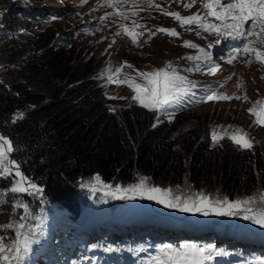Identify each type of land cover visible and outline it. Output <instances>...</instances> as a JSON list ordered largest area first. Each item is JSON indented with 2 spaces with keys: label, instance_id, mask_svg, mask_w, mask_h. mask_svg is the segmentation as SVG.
<instances>
[{
  "label": "rangeland",
  "instance_id": "1",
  "mask_svg": "<svg viewBox=\"0 0 264 264\" xmlns=\"http://www.w3.org/2000/svg\"><path fill=\"white\" fill-rule=\"evenodd\" d=\"M230 2L231 0H222L224 4ZM111 3L115 6H110L107 0H86L83 4L81 0H0V35H4L9 40L22 41L27 38L30 41L23 54L17 52V49L22 47L21 45L13 48L10 41L4 47V42L0 41V82L10 83L18 80L24 58L39 57L41 51L39 44L44 43L58 49L66 48L72 52L71 54L76 58L75 61H91L89 62L91 63L90 74L96 78L97 83L106 93L108 107L111 111L112 109L123 111L130 107L142 106L132 99L136 94L133 89L118 81L127 78L133 83L147 87L148 81L140 77L138 73L154 72L156 69L166 68L168 62H171L172 69L169 71L174 69L179 75L192 81L195 87L192 88L191 93L182 94L176 102L168 106L166 111H151L145 108L154 112V125L173 119V111L177 110V105L187 103L189 107L186 110H190L193 117L201 120L204 132L206 130L212 143L228 140L231 144L243 148L233 143L230 135L243 136L246 134L247 140L252 144L249 149H253L257 144L264 147V123H257L258 114L261 119H264V63L258 62L252 53L233 52V47H229L226 41L212 33H205L196 24H185L181 27L180 22L174 16L165 15V13H179L181 17L195 14L205 16L208 14V9L204 7L205 0H195L190 8H186L185 5L192 4V0H154L152 6H148L145 0H138L135 4L132 0H128L127 3H117V0H111ZM164 4L166 8L160 7ZM122 16H126L127 19H122ZM133 21L136 23L133 24ZM208 22L219 23L214 17H209ZM122 25L125 26L123 29ZM160 28L175 29L179 36L160 32L158 31ZM122 31L124 34H117ZM129 32L137 38L139 46L133 43L132 36L127 34ZM197 32L200 33L199 36ZM141 33L143 35H140ZM217 39H221L220 44H215ZM248 39L254 41L251 47L264 52V43L260 42L264 40V33ZM185 41L195 43L210 51L213 60L220 65L219 70L212 74L207 71L203 62L186 59L188 56L199 55V50L185 47ZM209 44L213 45L211 49L208 48ZM232 56H235L233 63H227ZM125 61L132 67L124 65ZM198 64L201 65L202 71H189ZM117 69L121 71L118 73ZM109 76L112 80H109ZM60 83L63 84L64 80L59 81ZM209 92H214L217 97L227 95L233 98L205 101L204 97ZM236 96H240L241 99H236ZM253 108L256 110L255 114L249 111ZM20 113L23 114L20 110L16 111L14 117ZM213 132L217 134V141L212 139ZM221 136H223L222 139L219 138ZM95 177L87 180L83 185L86 187L83 193L84 199L80 201L83 209L77 222H74V227L78 232H81L83 226L90 227L82 233L86 237L103 234L102 236H106L108 240L119 239V236L140 241L149 239L160 242L163 240L169 243L186 240L187 244L197 246L200 245L190 241L210 239L213 246H216L218 243L216 240L219 238L235 241L241 237L242 244L239 245L248 244L246 236L249 235V231L246 230L247 226L244 224H249V220L243 219L244 213L224 216L213 214L221 210L215 205V200L225 198L218 189L194 188L185 182L178 184L165 181L153 182L148 175L138 173L129 185L110 184L112 189L109 190L104 187V184L108 183L104 181L103 184L98 183ZM142 178H147V186L171 189L172 196H180L181 199H194L198 193L207 195L211 206L206 210L210 214L205 216L196 211L181 212L178 208L165 207L156 200L142 199L139 194H135V199L117 198L109 194L117 186L127 188L138 184ZM11 179V177L0 179V204L7 202L9 205L6 221L3 223H13L24 215V209L17 205L26 204L23 196H28L22 193H12L9 182ZM3 183L8 185L1 188ZM260 193H264V187H259L253 193L233 200L255 197L259 202ZM124 195L123 192L118 193V196L123 197ZM128 195L131 196L133 193ZM171 198L170 196L169 199ZM152 204L157 208L153 209ZM34 205L28 208L30 215L24 221L26 228L22 230L32 241H35L26 264H37L39 256H45L50 245L58 249L60 246L64 247V242L71 243L76 239L74 233L67 234L65 226H61L67 213L66 210L49 200L39 201ZM251 207L259 211L258 203ZM150 210H152L151 217H149L150 213H145ZM224 210L227 211V209ZM135 212H137L136 218L127 221V216ZM99 217L113 219L115 222L100 221L101 225H105L103 228L99 230L92 228V225H97L99 228V223L94 224L93 221ZM124 217L123 222L116 221ZM136 219L146 223L130 227L129 224ZM148 220L151 223L147 222ZM154 228L163 230L160 235L163 237L162 240L147 235L148 232H155ZM59 232L64 233L62 234L63 239H57ZM0 235L6 237V242H10L15 236V229L5 231L0 228ZM174 235H177V238L170 237ZM78 241L80 245L86 246L88 243L81 239ZM254 243L258 242H249L250 245ZM114 252V249H108L106 253L112 257ZM51 261L53 262V259ZM78 264H93V261L88 255L83 254Z\"/></svg>",
  "mask_w": 264,
  "mask_h": 264
},
{
  "label": "trees",
  "instance_id": "2",
  "mask_svg": "<svg viewBox=\"0 0 264 264\" xmlns=\"http://www.w3.org/2000/svg\"><path fill=\"white\" fill-rule=\"evenodd\" d=\"M0 41L4 47L10 41L13 48L21 45L17 49L20 54L30 43L27 38L9 40L4 35ZM39 49L38 58H24L18 80L0 82V134L12 141L11 158L19 170L44 188L43 196L23 194L29 207L44 200L57 204L67 212L61 223L64 226L65 220L68 224L78 216L84 183L97 175L105 183L127 186L143 173L153 182H185L194 188L218 189L229 200L264 187L261 144L249 149L228 140L212 143L201 120L185 108L174 110L173 119L158 125L153 122L154 112L143 107L111 111L106 93L90 74L91 61H75L66 48L42 43ZM61 80L63 84H59ZM18 110L23 118L13 123ZM7 185L3 183L1 188ZM8 210L7 202L0 204V224L6 221ZM58 234L57 239H63L64 233ZM115 242L124 250L140 245L127 238ZM185 243L161 241L156 247ZM100 245L110 246V242L96 240L90 250ZM142 245L154 244L147 241ZM233 246L235 260H228L230 248L220 241L215 250L222 254L211 264H259L264 260V247L259 244ZM48 250L37 264L79 261L74 257V243L64 242L58 249L50 245Z\"/></svg>",
  "mask_w": 264,
  "mask_h": 264
},
{
  "label": "snow or ice",
  "instance_id": "3",
  "mask_svg": "<svg viewBox=\"0 0 264 264\" xmlns=\"http://www.w3.org/2000/svg\"><path fill=\"white\" fill-rule=\"evenodd\" d=\"M86 0H81V4ZM110 6H115L111 3V0H107ZM127 3L128 0H117V3ZM133 4L137 0H132ZM148 6H152L154 0H145ZM195 0H192V4H186V8L192 7ZM157 7H159L157 5ZM204 7L208 9V14L200 16L195 14L188 17H181L179 13H165V15L174 16L177 21L180 22V26L185 24H196L205 33H212L217 37H220L223 41L235 42L233 44V52L239 54L241 52L252 53L256 56L257 61L264 63V52L257 48L250 47L254 41L249 40L251 36H258L260 33H264V0H231L230 3L224 4L222 0H205ZM134 15L136 13H133ZM209 17H214L219 23L208 22ZM122 19H127L126 16H122ZM251 21V23H249ZM136 22L133 21V24ZM245 25H248L245 28ZM122 29L125 26H121ZM258 29V31H257ZM160 32L170 34L173 36H179V33L175 29L160 28ZM118 35L124 34V32L117 33ZM130 36L132 34L127 33ZM198 36L199 32L196 33ZM140 35H143L141 33ZM155 35V33H152ZM221 39L215 40V44H220ZM133 43L139 46V41L135 36H132ZM264 43V40L260 41ZM185 47L192 49H198L199 55L188 56L186 59L193 61H201L207 67L209 73L215 74L219 70L220 65L213 60V55L210 51L199 45L185 41ZM212 44L208 45L211 49ZM235 56H232L227 60V63L232 64ZM251 63V61H249ZM127 67H132L124 62ZM172 69V63L168 62L166 68L156 69L154 72H139L138 75L144 80L148 81V86L145 87L141 84L133 83L130 79H124L118 81L119 83L127 84L136 93L132 99L139 103L142 107L151 111H166L168 106L173 102H176L182 94L191 93L192 88L195 87L192 81H189L187 77L179 75L174 69ZM202 67L198 64L195 68L189 69V71H202ZM121 70L117 69L119 73ZM231 77H229L230 79ZM109 80L112 77L109 76ZM115 99V97H112ZM123 98V97H121ZM233 97L222 95L217 97L214 92H209L204 97V100L212 99H232ZM236 99H241L240 96H236ZM246 98V97H245ZM260 104L261 102H257ZM115 111V109H112ZM250 112L255 114V109H249ZM23 114L20 113L14 118L22 119ZM257 123H264V119L257 115ZM213 141H217L218 137L215 132L212 134ZM223 138V136L219 137ZM230 139L233 143L240 145L243 148H251V141L247 140L246 134L243 136L230 135ZM14 151L13 143L3 135H0V179H6L11 177L9 181L11 184L10 191L12 193H22L28 196L39 195L43 196L44 188L38 186L28 176L23 174L19 170V164L13 158L11 153ZM18 178V179H17ZM96 182L103 184L99 175L95 177ZM147 178H142L138 184H133L127 188H121L117 186L114 191H110L109 194L117 196V198H130L135 199L136 195L147 198L148 200H156L157 203L163 204L165 207L178 208L181 212L196 211L205 216H208L210 212L206 210L211 206L209 197L205 194L198 193L194 199L184 198L180 196H172L171 189H161L155 186H147ZM106 189L111 190L112 185L104 184ZM123 192V197L118 196V193ZM129 193L133 195L129 196ZM172 197L169 199V197ZM259 211L251 207L253 204H257ZM215 205L220 207L221 210L216 211L215 215H240L244 213L243 219L250 220L254 224H258L264 228V193H260L259 202L255 197H247L245 199L229 200L225 197L223 200H215ZM222 206V207H221ZM17 207L24 209V215L19 217L18 221L13 223L0 224V228L15 229V236L10 242H6V237L0 235V264H26L29 254L32 252V241L28 235L22 230L26 228L24 223L30 215L28 211V204H20ZM224 209H227L225 211ZM222 253L215 250V246H197L195 244H180L173 246L171 244L163 245L159 248V255L152 257L150 264H205L207 261H212L216 256ZM259 264H264V260H261Z\"/></svg>",
  "mask_w": 264,
  "mask_h": 264
},
{
  "label": "bare ground",
  "instance_id": "4",
  "mask_svg": "<svg viewBox=\"0 0 264 264\" xmlns=\"http://www.w3.org/2000/svg\"><path fill=\"white\" fill-rule=\"evenodd\" d=\"M168 1V0H167ZM140 2V1H139ZM161 2V1H160ZM113 3V2H112ZM115 3V2H114ZM137 3H138V0H137ZM131 5V4H130ZM140 6V5H139ZM160 7H162V8H166V4H164V5H162V6H160ZM137 12V11H136ZM125 15V14H124ZM126 20V19H125ZM129 22V21H128ZM217 23V22H216ZM135 208V207H134ZM125 209V208H124ZM131 209H133V208H131ZM135 211V210H134ZM87 216V215H86ZM146 217V216H145ZM160 219H161V216H160ZM164 219V218H163ZM154 220H156V219H154ZM165 221V220H164ZM81 222V221H80ZM157 222H160V221H157ZM151 223V222H150ZM176 223V222H175ZM101 224V223H100ZM153 224V223H152ZM154 224H155V222H154ZM108 225V224H107ZM164 225V224H163ZM178 225H179V223H178ZM232 225V224H231ZM231 225H230V227H231ZM105 226V225H104ZM118 226V225H117ZM123 226V225H122ZM175 226V225H174ZM126 227V226H125ZM177 227V226H176ZM181 227V226H180ZM224 227V226H223ZM227 227H229V226H227ZM233 227H234V225H233ZM98 228V227H97ZM98 229H100V228H98ZM108 229V228H107ZM120 229H122V228H120ZM187 229V228H186ZM224 229H225V227H224ZM233 230H234V228H232ZM236 229V228H235ZM241 229V228H240ZM226 230H227V228H226ZM243 230V229H242ZM238 231V230H237ZM244 231H246V230H244ZM85 232V231H84ZM124 232V231H123ZM228 232H230V231H228ZM122 233V232H121ZM235 233H237V232H235ZM252 242V241H251ZM247 243V242H246ZM249 244V243H248ZM252 245V244H251ZM251 247V246H250ZM261 247V246H260ZM259 247V248H260ZM254 249V248H253Z\"/></svg>",
  "mask_w": 264,
  "mask_h": 264
}]
</instances>
